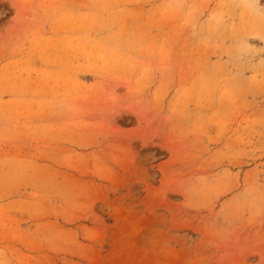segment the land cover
Returning a JSON list of instances; mask_svg holds the SVG:
<instances>
[{"label": "rangeland", "instance_id": "374dc122", "mask_svg": "<svg viewBox=\"0 0 264 264\" xmlns=\"http://www.w3.org/2000/svg\"><path fill=\"white\" fill-rule=\"evenodd\" d=\"M0 264H264V0H0Z\"/></svg>", "mask_w": 264, "mask_h": 264}]
</instances>
